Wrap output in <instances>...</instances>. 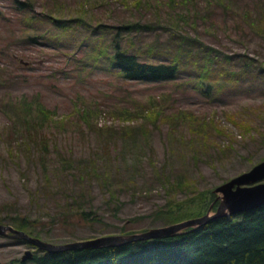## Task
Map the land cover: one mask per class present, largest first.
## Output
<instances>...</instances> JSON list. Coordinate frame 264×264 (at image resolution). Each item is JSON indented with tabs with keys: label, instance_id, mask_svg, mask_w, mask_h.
<instances>
[{
	"label": "rangeland",
	"instance_id": "obj_1",
	"mask_svg": "<svg viewBox=\"0 0 264 264\" xmlns=\"http://www.w3.org/2000/svg\"><path fill=\"white\" fill-rule=\"evenodd\" d=\"M213 1L204 9L202 0H36L32 17L46 3L50 21L28 23L24 14L21 20L0 22V224L11 226L8 218L15 212L38 219V239L50 244L140 233L203 215L215 187L264 162V46L245 26L243 34L234 29L249 0L231 4L227 17ZM6 4L0 0L1 13L11 18ZM75 18L83 24L69 21ZM132 24L140 27L119 33ZM28 35L36 37L35 45L20 44ZM115 44L132 53L149 50L153 62L174 59L177 75L156 83L117 78L106 69ZM205 47L217 53L204 54ZM223 54L233 55L231 61L225 62ZM237 54L247 55L251 69L233 77L234 88L207 97L201 88L194 92L189 80L201 73V63L210 68L201 75L209 80L221 76V67L239 70ZM3 56H13L16 68ZM5 101H10L8 109L1 107ZM35 105L53 122L45 158L56 177H49L45 196L39 154L25 158L14 132L20 125L7 121L10 110L35 112ZM172 137L177 140L174 154L180 156L170 160ZM55 153L70 159V166L60 167ZM91 159L96 172L80 165ZM83 168L89 173L84 178L78 174ZM177 175L192 184L194 193L177 194V207H172L159 181ZM107 189L116 200H108ZM73 192L83 196L84 210L90 209L97 221L60 216L58 205ZM26 250L41 254L0 236V264L18 263Z\"/></svg>",
	"mask_w": 264,
	"mask_h": 264
},
{
	"label": "trees",
	"instance_id": "obj_2",
	"mask_svg": "<svg viewBox=\"0 0 264 264\" xmlns=\"http://www.w3.org/2000/svg\"><path fill=\"white\" fill-rule=\"evenodd\" d=\"M2 1L7 3L6 6L3 7L4 11L11 15L10 18V16L1 13L0 10V22H3V24H8V21L13 18L21 20L20 16L24 14L29 16L28 23L35 19L50 21L52 18L49 8H46V3L42 4L41 7V9H45L43 10L44 13L39 12V14L32 17L36 0ZM185 1L187 0H179V3L183 4ZM202 1L206 5L203 7L204 9L211 3H209L208 0ZM238 1L239 0H224L225 4H223V0H214L212 3L219 6L224 16L227 17L228 15L226 12L230 9L231 4ZM44 2H46V0H44ZM245 4L247 6L246 10L240 12L238 17V19H240V25L235 22L234 29L243 34L244 29L242 26H245V28L252 33L255 32V35L261 38L262 45L264 46V3L262 0H249V2ZM79 18L81 17L79 16ZM79 18H75V20L69 19V21L83 24V21L81 22ZM63 22V20H57L58 24H62ZM139 27L140 26L137 24H132L124 26L122 30L119 28L118 31L119 33L120 31L131 32ZM147 29L150 30V27ZM22 41L24 42H20V44L24 46L26 44L35 45L37 43L36 37L29 35ZM43 42L44 41L38 43ZM199 46L201 45L198 44L196 48ZM204 50V54L217 53L209 47H205ZM3 54L4 50H1L0 55ZM150 54L151 51L149 52V50L142 53L136 50V52L132 53L127 49L119 48V45L115 44L112 54L108 55L110 56V66L106 69L111 68L116 72L117 78L132 82L156 83L174 79L179 70L176 61L173 59L170 62H153L148 59ZM221 56H224L225 62H230L232 58L229 56L233 55L223 54ZM235 56H240L238 58H241L239 70H225L221 67L219 71L222 72V77L216 73L212 78L210 77L209 80L203 79L201 75L207 73L210 68H207V63H201L199 69H197L198 72L201 73L199 75L196 74L194 77H190L191 80H189L192 83L194 92H198L195 90L197 87L201 88V95L207 97L210 93H223L225 90L234 88L236 85L233 81V77L241 76L240 78H242L246 72L251 69V64L247 61V58H244V56L247 55L237 54ZM3 57L9 58L13 62L11 65L16 68L15 58L13 56ZM204 61L207 60L204 59ZM197 84H199V86ZM177 85H179V83ZM9 102L10 101H5L1 107L8 109ZM5 104L8 105L4 106ZM24 104L26 105V103ZM37 106L39 107V105L34 106V110L37 109L35 112L19 109L14 113V109L12 113L10 110L11 114L7 117V121L10 124L18 123L20 125V129H16L14 132L20 138L21 151L26 152V154H24L25 158L28 161L31 160L29 156L33 154L29 155V153L33 151L39 154L38 162L41 167L40 172L43 179L42 189H44L41 192L42 195L45 196L48 194L46 190L50 185L48 180L49 177H56L52 174L54 172L53 170L52 173L47 170V161L45 158V155L49 153L48 145L46 144L47 139L51 138L50 135H53L49 131V124H53V122H50L52 118H49L48 111L43 108L40 109ZM11 107L13 106H10V108ZM147 112L148 110L146 109V115ZM154 121L155 120L152 119V123H154ZM52 145H54V143H52ZM52 145L51 150L55 151V147ZM168 146L170 149V160L180 156L174 154L177 147V140L174 137L170 138ZM53 157H55V160L59 161V165L62 168L69 167L72 163L70 159L64 158L59 153L53 154ZM95 158L98 159L97 157ZM92 159L88 163L80 165H83L86 169L89 166V169L91 167L92 170L96 172L97 165H94L95 162L92 161ZM163 166H165V162H163L162 167ZM84 168L78 170V174L82 175L83 178L89 176V173L85 171L86 169ZM101 181L104 183L103 180ZM159 182L163 194L167 200L171 202L170 206L172 207H177V203L173 201V198L176 197L177 194L181 193L186 196H191L194 193L191 192V188H189L192 184H187L186 180L181 178L180 175L166 178V180L162 178V181ZM56 189L60 193L62 192L60 186ZM106 191L110 194L108 200H116L114 197L115 194H111V191L108 189ZM183 192L188 193L184 194ZM202 196L203 195H200L199 197L201 198ZM211 196L213 195L211 194ZM82 200L83 196L81 194L78 196L75 192L69 194L68 197L65 196L62 204L58 205L60 216L65 219L69 215H76L78 219L82 221H97L96 215H94L90 209L88 211L84 210V204L80 202ZM185 202L191 203L192 200L187 198ZM214 206H212L211 210L213 208L215 210ZM5 207L10 209L8 205ZM167 209L168 208H165V210ZM17 213L18 212H15V214H13L14 216L8 218L9 224L15 230L21 231L30 237L38 238L41 233L37 229L38 219L31 220L25 216H19ZM2 221L3 220L0 219V223ZM16 264H264V204L235 216L214 219L197 229H185L172 236L137 241L115 248L78 249L59 253L41 252L40 255L32 254L30 260L25 262L18 261Z\"/></svg>",
	"mask_w": 264,
	"mask_h": 264
},
{
	"label": "water",
	"instance_id": "obj_3",
	"mask_svg": "<svg viewBox=\"0 0 264 264\" xmlns=\"http://www.w3.org/2000/svg\"><path fill=\"white\" fill-rule=\"evenodd\" d=\"M212 194L214 200L203 215L167 226L148 229L137 234L102 236L65 244H50L38 238L30 237L11 226L0 224V236L20 240L41 252L59 253L78 249L115 248L137 241L172 236L185 229H197L214 219L235 216L264 204V162H260L249 171L215 187ZM216 201L218 203L215 210L209 214ZM31 256L30 251H24L20 257V262L30 260Z\"/></svg>",
	"mask_w": 264,
	"mask_h": 264
},
{
	"label": "bare ground",
	"instance_id": "obj_4",
	"mask_svg": "<svg viewBox=\"0 0 264 264\" xmlns=\"http://www.w3.org/2000/svg\"><path fill=\"white\" fill-rule=\"evenodd\" d=\"M144 232V231H143ZM141 233V232H140ZM137 234V233H136ZM151 240V239H150ZM144 241H146V240H144Z\"/></svg>",
	"mask_w": 264,
	"mask_h": 264
}]
</instances>
